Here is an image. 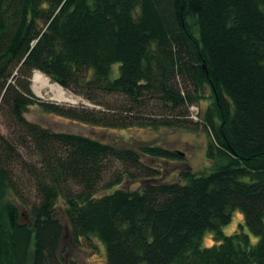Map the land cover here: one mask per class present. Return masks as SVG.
Masks as SVG:
<instances>
[{
  "label": "trees",
  "instance_id": "trees-1",
  "mask_svg": "<svg viewBox=\"0 0 264 264\" xmlns=\"http://www.w3.org/2000/svg\"><path fill=\"white\" fill-rule=\"evenodd\" d=\"M35 71L96 107L116 95L158 102L166 113L149 126L202 127L212 171L167 181L165 163L186 164L180 151L29 121L37 105L84 128L127 126L122 114L41 100ZM0 113V264H69L62 214L72 243L96 239L106 264H264V0H0ZM236 209L256 243L224 234ZM207 232L217 243L204 248Z\"/></svg>",
  "mask_w": 264,
  "mask_h": 264
},
{
  "label": "rangeland",
  "instance_id": "rangeland-1",
  "mask_svg": "<svg viewBox=\"0 0 264 264\" xmlns=\"http://www.w3.org/2000/svg\"><path fill=\"white\" fill-rule=\"evenodd\" d=\"M119 67L117 64L113 66L112 78H117L119 76ZM37 71L34 72L32 79V90L35 95L43 101H49L62 106H74V107H88L90 109H101L103 111L109 112V114L126 116L127 126L121 128H104L97 127L96 129L84 128L82 126L73 124L67 119L47 114L39 106H32L29 108L26 117L29 121L33 123H39L43 126L50 128L53 131L59 132H77L82 134H91L100 137L103 141L109 144L125 147L127 148H140L144 146H161L170 150H177L184 154L186 159V164H176L172 168V164H164L166 169V179L167 181L179 180V172L183 170H190L197 174H207L212 171L211 167L214 163L209 160L206 156L207 145L209 143V137L205 130L201 127L199 130H186L183 128H169V127H158L154 128L149 126L152 121H158L162 118L163 111L158 102H152L148 107H132L125 97L122 96H105L104 103L105 106H93L92 103L82 98V96L77 95L71 91L63 90L67 93V100H60L56 93L52 91L49 87L38 88L34 83V76ZM49 78V77H47ZM50 80V78H49ZM51 82V81H50ZM52 83V82H51ZM53 85H58L52 83ZM211 91L206 90V96H211ZM209 101L207 99L202 100L200 103L195 105L197 113L202 112L207 108ZM134 108L130 111L123 113L125 108ZM190 112L192 110L190 109ZM197 113L193 111V116H197ZM1 114V113H0ZM198 117L195 118L197 120ZM8 122L4 116L0 115V129L4 135H8L7 129ZM122 168L120 163L115 162L113 167H110V171L107 174V180H110L113 175L119 172ZM28 188L25 189V197L29 198L32 202L36 198L35 190L32 182H30ZM103 186V185H102ZM130 186V185H129ZM128 186V187H129ZM105 191L103 187L100 189ZM100 191V192H101ZM18 205V200L16 201ZM61 203V202H60ZM22 216L21 220L23 222H28L29 214L26 209L21 208ZM60 219L65 227V235L62 243V249H64V254L68 259L69 264H106L107 261V251L106 247L101 244L96 239H92L90 242H83L80 246H75L71 241V228L69 222L65 215H61ZM223 232L226 236H231L237 232H244L249 234L255 243L257 238L252 235L246 225L243 212L240 209H236L233 212L232 221L227 226H224ZM217 242L214 237L213 232H207L205 235L202 246L204 248H209L215 245Z\"/></svg>",
  "mask_w": 264,
  "mask_h": 264
},
{
  "label": "bare ground",
  "instance_id": "bare-ground-1",
  "mask_svg": "<svg viewBox=\"0 0 264 264\" xmlns=\"http://www.w3.org/2000/svg\"><path fill=\"white\" fill-rule=\"evenodd\" d=\"M34 83L36 84V87L38 88H44V87H49L52 91H54L56 93V95L58 96V98L60 100H67L68 96L67 93L65 92V90H63V88H61L60 85H53L49 78H47L46 75H44L43 73L37 71V73L34 76Z\"/></svg>",
  "mask_w": 264,
  "mask_h": 264
},
{
  "label": "built area",
  "instance_id": "built-area-1",
  "mask_svg": "<svg viewBox=\"0 0 264 264\" xmlns=\"http://www.w3.org/2000/svg\"><path fill=\"white\" fill-rule=\"evenodd\" d=\"M193 110L195 111L196 109L195 108H193ZM197 113V112H196ZM195 117V116H194ZM196 118V117H195Z\"/></svg>",
  "mask_w": 264,
  "mask_h": 264
},
{
  "label": "water",
  "instance_id": "water-1",
  "mask_svg": "<svg viewBox=\"0 0 264 264\" xmlns=\"http://www.w3.org/2000/svg\"><path fill=\"white\" fill-rule=\"evenodd\" d=\"M205 70H206V65L204 66Z\"/></svg>",
  "mask_w": 264,
  "mask_h": 264
}]
</instances>
